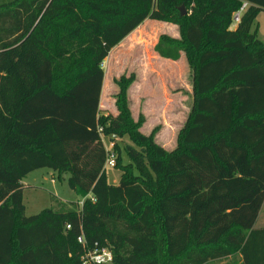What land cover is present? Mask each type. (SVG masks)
<instances>
[{
	"label": "trees",
	"instance_id": "trees-1",
	"mask_svg": "<svg viewBox=\"0 0 264 264\" xmlns=\"http://www.w3.org/2000/svg\"><path fill=\"white\" fill-rule=\"evenodd\" d=\"M261 11L264 0H0V264H84L96 248L112 251L107 264H264ZM147 19L178 25L180 38L160 35L155 51L185 52L193 70L173 150L132 121L125 82L119 115H100L104 61ZM42 168L68 174L80 201L27 216L22 180Z\"/></svg>",
	"mask_w": 264,
	"mask_h": 264
},
{
	"label": "rangeland",
	"instance_id": "rangeland-1",
	"mask_svg": "<svg viewBox=\"0 0 264 264\" xmlns=\"http://www.w3.org/2000/svg\"><path fill=\"white\" fill-rule=\"evenodd\" d=\"M258 21V27L264 37V17L258 19L255 24ZM167 24L171 25L147 19L111 50L103 64L105 77L100 99V115H119L121 104L118 96L121 85L125 82V105L132 121L141 124L139 130L143 134L152 136L153 140L166 150H173L177 145L179 132L185 126L192 110L193 70L185 52L177 61L163 59L156 53L155 45L160 35H174L173 28ZM255 24L253 29L256 28ZM177 28H174V31L180 38V30ZM102 138L108 152H113L112 136L103 135ZM115 143L123 149L124 145L133 144V141L126 136L116 139ZM122 158L124 163L128 162L124 151ZM105 171L110 183H120L121 168L106 165ZM68 177V174L59 176L58 172L48 168L28 174L22 180L25 214L33 216L49 208L60 210L66 208L64 203L79 202L81 197L69 187ZM256 227H264V205ZM210 264H242V261L236 256Z\"/></svg>",
	"mask_w": 264,
	"mask_h": 264
},
{
	"label": "built area",
	"instance_id": "built-area-1",
	"mask_svg": "<svg viewBox=\"0 0 264 264\" xmlns=\"http://www.w3.org/2000/svg\"><path fill=\"white\" fill-rule=\"evenodd\" d=\"M248 6L249 3L243 2L240 9L233 14V25H237L240 22L241 16ZM116 156L117 155L114 151L108 152L106 165L115 167ZM67 228H70V226L68 225ZM78 242L85 245L86 242L83 235L78 237ZM82 260L84 264H107L113 260V254L112 251L108 248H96L94 250L86 251V253L82 257Z\"/></svg>",
	"mask_w": 264,
	"mask_h": 264
},
{
	"label": "crops",
	"instance_id": "crops-1",
	"mask_svg": "<svg viewBox=\"0 0 264 264\" xmlns=\"http://www.w3.org/2000/svg\"><path fill=\"white\" fill-rule=\"evenodd\" d=\"M264 15V11H261L260 13H259V15H258V17H257V19H256V21L258 20V19H261L262 17H264L263 16ZM256 21H255V23H256ZM159 22H161V21H159ZM163 23H166V22H163ZM258 23H259V21L257 22V24H255L256 25V28H257V30H258V36H259V38L261 39V40H264V37H263V35L261 34V32H260V29H259V27H258ZM260 24V23H259ZM167 26H170L171 28H173V32H174V35L172 34H168V35H171L172 37H174V38H179V36H178V33H176L175 34V31H174V28H175V30H177L178 28V26H176L175 24H171V25H168L167 24ZM232 28L233 29H235L236 28V25H232ZM164 34H167V33H164ZM23 183V182H22ZM24 185V184H23ZM28 186H30V184L28 185ZM260 216V215H259ZM259 219V218H258ZM257 222H258V220H257ZM255 227H256V225H255ZM260 228H262V227H260Z\"/></svg>",
	"mask_w": 264,
	"mask_h": 264
},
{
	"label": "water",
	"instance_id": "water-1",
	"mask_svg": "<svg viewBox=\"0 0 264 264\" xmlns=\"http://www.w3.org/2000/svg\"><path fill=\"white\" fill-rule=\"evenodd\" d=\"M180 10L182 11V14H186V10L184 6H181Z\"/></svg>",
	"mask_w": 264,
	"mask_h": 264
}]
</instances>
